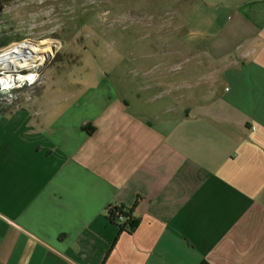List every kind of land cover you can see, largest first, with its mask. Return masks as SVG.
<instances>
[{
    "label": "crops",
    "instance_id": "0c3cea01",
    "mask_svg": "<svg viewBox=\"0 0 264 264\" xmlns=\"http://www.w3.org/2000/svg\"><path fill=\"white\" fill-rule=\"evenodd\" d=\"M239 15L205 89L0 106V264H264V0Z\"/></svg>",
    "mask_w": 264,
    "mask_h": 264
},
{
    "label": "rangeland",
    "instance_id": "374dc122",
    "mask_svg": "<svg viewBox=\"0 0 264 264\" xmlns=\"http://www.w3.org/2000/svg\"><path fill=\"white\" fill-rule=\"evenodd\" d=\"M241 4L242 0H0V55L24 43L46 50L41 66L18 70L36 77L18 94L38 95V105L54 113L81 108L85 96L102 89L130 101H137V96L152 99L166 89L145 87L156 79L170 81L169 95L197 92L205 89L197 87L199 80H210L214 52L234 45L231 36ZM179 81H185L184 86Z\"/></svg>",
    "mask_w": 264,
    "mask_h": 264
},
{
    "label": "bare ground",
    "instance_id": "6f19581e",
    "mask_svg": "<svg viewBox=\"0 0 264 264\" xmlns=\"http://www.w3.org/2000/svg\"><path fill=\"white\" fill-rule=\"evenodd\" d=\"M14 48V47H13ZM46 50L39 45H34L30 43H24L17 48L11 49L0 55V72L15 83H19L26 79H33L35 76L24 75L18 73L19 69L30 70L37 67L36 64L39 63L41 66L47 60ZM17 72L16 74H14ZM9 76V77H8Z\"/></svg>",
    "mask_w": 264,
    "mask_h": 264
},
{
    "label": "trees",
    "instance_id": "16d2710c",
    "mask_svg": "<svg viewBox=\"0 0 264 264\" xmlns=\"http://www.w3.org/2000/svg\"><path fill=\"white\" fill-rule=\"evenodd\" d=\"M6 44V43H5ZM1 105L11 106L14 103H8L2 100ZM109 221L119 227L120 233H134L140 225L139 219L134 216V212L131 209H127L124 206H110L109 207Z\"/></svg>",
    "mask_w": 264,
    "mask_h": 264
},
{
    "label": "built area",
    "instance_id": "2783aa9c",
    "mask_svg": "<svg viewBox=\"0 0 264 264\" xmlns=\"http://www.w3.org/2000/svg\"><path fill=\"white\" fill-rule=\"evenodd\" d=\"M24 76V75H22ZM9 77V76H8ZM36 81V77L33 79H26L19 83L11 82L7 77H5L0 72V103L2 100L10 102L13 98V95L16 91L19 89H22L23 87L27 85H31Z\"/></svg>",
    "mask_w": 264,
    "mask_h": 264
}]
</instances>
